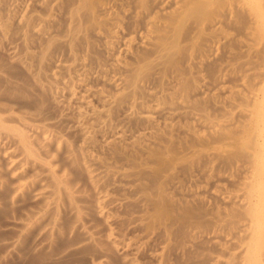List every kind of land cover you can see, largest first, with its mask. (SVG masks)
Segmentation results:
<instances>
[{"label":"bare ground","instance_id":"bare-ground-1","mask_svg":"<svg viewBox=\"0 0 264 264\" xmlns=\"http://www.w3.org/2000/svg\"><path fill=\"white\" fill-rule=\"evenodd\" d=\"M0 264H264V0H0Z\"/></svg>","mask_w":264,"mask_h":264}]
</instances>
